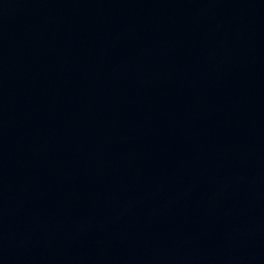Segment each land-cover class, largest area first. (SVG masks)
Segmentation results:
<instances>
[{
  "label": "water",
  "instance_id": "obj_1",
  "mask_svg": "<svg viewBox=\"0 0 264 264\" xmlns=\"http://www.w3.org/2000/svg\"><path fill=\"white\" fill-rule=\"evenodd\" d=\"M0 264H264V0H0Z\"/></svg>",
  "mask_w": 264,
  "mask_h": 264
}]
</instances>
